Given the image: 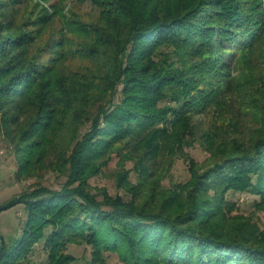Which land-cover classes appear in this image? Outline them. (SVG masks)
Returning a JSON list of instances; mask_svg holds the SVG:
<instances>
[{
  "label": "trees",
  "instance_id": "trees-1",
  "mask_svg": "<svg viewBox=\"0 0 264 264\" xmlns=\"http://www.w3.org/2000/svg\"><path fill=\"white\" fill-rule=\"evenodd\" d=\"M87 3L90 9L84 8ZM163 3L72 0L68 15L53 5L58 36L46 43L58 51L49 63L18 51L33 44L30 34L7 36L10 28L0 24V79L7 78L0 84V135L17 151L37 128L43 135L54 125L67 141L49 165L65 176L60 189L42 186L0 204L2 211L21 202L27 211L18 242L0 244V264H26L33 244L44 237L35 227L41 212L59 218L45 244L47 264H71L75 256L63 251L84 243L92 246L95 264L104 263V250L121 254L126 264H264V229L234 213L238 207L227 198L230 191L251 192L262 199L257 205H264V133L231 147L207 148L208 167L190 166L186 182L151 200L144 194L100 199L88 186L98 174L95 158L131 134L127 123L152 128L161 100L174 104L165 112L189 120L190 94L206 95L199 85L206 80L202 72L229 68L215 58L216 51L231 49L234 55L264 37L261 0H210L198 11L180 7L175 14ZM52 22L50 17L44 23ZM50 112L54 117L47 126L43 120ZM62 119L68 129L56 127ZM164 132L153 131L148 144L158 148L166 137L182 135L178 127ZM52 140L44 138L36 147L45 145L49 153ZM18 155L14 152L20 177L25 164Z\"/></svg>",
  "mask_w": 264,
  "mask_h": 264
},
{
  "label": "rangeland",
  "instance_id": "rangeland-1",
  "mask_svg": "<svg viewBox=\"0 0 264 264\" xmlns=\"http://www.w3.org/2000/svg\"><path fill=\"white\" fill-rule=\"evenodd\" d=\"M261 1L264 10V0ZM71 2L72 0H0V24L4 29L10 28L4 35L30 34L34 39L33 44L18 51H23L24 54H28L29 51V54L36 56L38 61L49 63L58 51L46 43L49 37L58 36L55 29L59 22L53 14L55 13L53 5H58L62 13L68 15ZM209 2L210 0H164L162 7L175 14L180 7H185V10L196 7L195 10L198 11ZM84 8L90 9L91 6L87 3ZM201 9L211 11L212 8ZM50 17H53V22L44 23ZM230 51L231 49H219L215 55L216 59L226 60L229 68L223 70L222 66H219L217 69L202 72L206 80L201 81L199 85L206 95L200 98V91L190 94L194 106L191 110L192 115L187 116L189 117L187 125L186 118L182 115L170 110L165 112L163 109L174 104L161 100L155 107V110L159 111V120L152 128H148V131L145 129V132L137 123H127L126 126L132 129L131 134L118 141L111 149L101 151L102 154L95 158L97 167L99 166L98 174L88 179V186L92 191L101 194L100 199H103L105 194L126 200L133 195L138 198L140 194H144V200L147 197L151 200L157 193L174 190L176 184L186 182L190 178V166L194 164L202 166L200 171L208 167L207 148L213 149L221 144L231 147L237 142L248 141L253 133H257L258 137L263 135L264 37L253 49L236 51L234 55H231ZM212 61L205 63L211 66L214 62ZM6 79H0V84ZM48 111L45 109L44 113ZM53 117L54 113L50 112L47 121L43 120L48 123L47 126L52 123ZM58 123L56 127L65 125L66 129L69 128L68 122L64 119ZM176 127L182 133L180 139L170 140L166 137L158 148L154 147L153 143L148 144L150 135L156 129L162 128L170 135L175 132ZM37 129L31 139L18 145L17 151L0 135V204L38 187L60 189L65 181L64 175L49 168L56 160L59 145L67 142L65 132L58 131L59 128H55L54 125L46 132L43 131V135H40L42 127ZM49 136L53 137V146L49 153H45V145L36 147V144ZM14 152H18L20 160L25 164V170L20 177L17 176L18 164ZM227 198L238 207L234 213L250 217L252 222H256L264 229V205H257L262 199L251 192L233 191L228 193ZM26 214V205L21 202L0 211V244L10 247L18 242L25 225ZM41 217L42 220L35 224V227L37 232L44 234V237L33 244L32 251L28 252L22 261L26 264L48 263V250L45 249V244L48 236L57 229L55 223L59 218L54 212H41ZM92 249V246L85 243L69 244L63 253L75 256L71 264H95L91 262ZM103 255L105 261L100 264H126L122 261L121 254L117 252L110 253L104 250Z\"/></svg>",
  "mask_w": 264,
  "mask_h": 264
}]
</instances>
